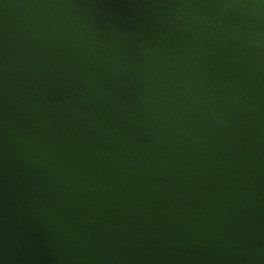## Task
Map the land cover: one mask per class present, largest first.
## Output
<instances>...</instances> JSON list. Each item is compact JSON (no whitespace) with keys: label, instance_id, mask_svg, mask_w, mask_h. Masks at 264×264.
<instances>
[{"label":"water","instance_id":"95a60500","mask_svg":"<svg viewBox=\"0 0 264 264\" xmlns=\"http://www.w3.org/2000/svg\"><path fill=\"white\" fill-rule=\"evenodd\" d=\"M0 264H264V0H0Z\"/></svg>","mask_w":264,"mask_h":264}]
</instances>
